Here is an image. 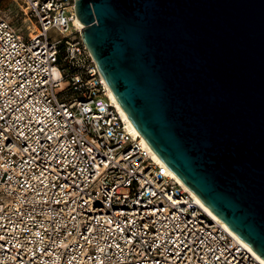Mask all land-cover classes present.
Returning a JSON list of instances; mask_svg holds the SVG:
<instances>
[{"label": "built area", "instance_id": "2783aa9c", "mask_svg": "<svg viewBox=\"0 0 264 264\" xmlns=\"http://www.w3.org/2000/svg\"><path fill=\"white\" fill-rule=\"evenodd\" d=\"M0 10V264H263L111 100L76 0Z\"/></svg>", "mask_w": 264, "mask_h": 264}, {"label": "water", "instance_id": "95a60500", "mask_svg": "<svg viewBox=\"0 0 264 264\" xmlns=\"http://www.w3.org/2000/svg\"><path fill=\"white\" fill-rule=\"evenodd\" d=\"M76 13L150 149L264 260V0H76Z\"/></svg>", "mask_w": 264, "mask_h": 264}, {"label": "bare ground", "instance_id": "6f19581e", "mask_svg": "<svg viewBox=\"0 0 264 264\" xmlns=\"http://www.w3.org/2000/svg\"><path fill=\"white\" fill-rule=\"evenodd\" d=\"M76 26L81 30V26H80V21L79 19L76 20ZM110 90V88H109ZM110 96H111V100L112 103L118 107V109L120 110V112L122 113L123 117L125 118V120L130 124L132 131L134 133L135 136L139 137L143 143L145 144V146L147 147V149L150 151L152 157L155 159V161L162 165L163 167H165L168 172L170 174H172L174 176V178L178 181V183L188 192L190 193L200 204L201 207H203L205 209V211L215 220H217L223 227L226 228V230L235 238H237L239 241H241L239 239V237L237 235H235L221 220H219L167 167L166 165L156 156V154L150 149V147L148 146V144L145 142V140L143 139V137L140 135V133L138 132V130L135 128V126L132 124V122L130 121V119L128 118V116L126 115V113L124 112V110L122 109V107L119 105L115 95L112 93V91L110 90ZM256 257L257 259L262 262L264 264V260L261 259L252 249L251 247H249L246 243H244L243 241H241Z\"/></svg>", "mask_w": 264, "mask_h": 264}, {"label": "rangeland", "instance_id": "374dc122", "mask_svg": "<svg viewBox=\"0 0 264 264\" xmlns=\"http://www.w3.org/2000/svg\"><path fill=\"white\" fill-rule=\"evenodd\" d=\"M0 10L9 20L11 19L13 21V16L16 12L20 11V8L15 0H0ZM14 22L17 27H23L22 19H19L18 22L14 19Z\"/></svg>", "mask_w": 264, "mask_h": 264}]
</instances>
